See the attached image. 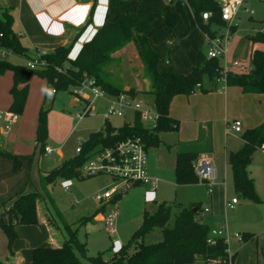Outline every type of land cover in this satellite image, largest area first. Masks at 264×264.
Instances as JSON below:
<instances>
[{
  "label": "trees",
  "instance_id": "obj_1",
  "mask_svg": "<svg viewBox=\"0 0 264 264\" xmlns=\"http://www.w3.org/2000/svg\"><path fill=\"white\" fill-rule=\"evenodd\" d=\"M135 1L139 0H109V10L117 9L122 14L116 16L112 22L104 24L93 39L83 45L75 60L69 58L73 45L59 47L43 56L48 66L41 70H30L24 65L12 64L8 60L0 59V76L11 72L14 79L11 89L13 101L9 111L19 116L24 113L29 82L34 76L46 80L48 90H53L55 93L72 94L73 89L80 87L87 78L94 81L97 87L112 98L125 95L135 100L139 95L149 96L152 99V109L159 116L158 126L153 131L143 127L139 115L135 116L133 124H124L119 129L112 127L106 121L102 130L90 134L88 140L82 142L81 153L76 158L63 162L41 178L42 191L50 199L49 188L55 186L59 180L79 178L82 167L97 150L114 147L123 141L135 138H140L146 144L147 151L159 149L162 145L160 139L162 133H176L179 130V122L170 116L171 104L175 98L217 93L222 87L219 82L224 77L221 60L208 59L207 53L203 52L199 53L196 64L188 75L160 73L158 71L160 54L149 43V38L153 36L145 35L155 22H163V27L172 35L179 23L184 22L190 32L199 30L207 38L215 39L226 27L218 17L221 6L217 0H184L185 5L182 1H178L175 4V11L172 10L174 0H171L161 11L130 13V5ZM185 6H188L192 13V21L188 19ZM94 10L95 5L87 24L91 23ZM205 13L211 14L207 22L203 21ZM14 21L12 9L0 4V47L11 51L17 57L32 59L29 50L13 31ZM236 30L237 28L232 29V35ZM248 40L253 47L258 44L264 45V31L249 36ZM132 43L137 48L144 77L151 82L152 90L148 93H139L133 88L125 89L107 71L112 64L119 62L115 55ZM171 49L172 45L168 46V57ZM225 79L228 88L236 87L241 89L244 95L264 97V51L253 50L250 56V69L244 72H228ZM47 115L48 111H40L36 133V142L42 153H45L47 147ZM241 140L244 143L243 148L227 156V164L233 175L234 192L238 199L259 204L261 199L256 192L254 181L249 176V167L254 154L264 145V122L259 127L246 131ZM211 152L212 139L210 135L205 137L202 130L197 142L188 147L181 145L175 164L176 184L179 186L198 184L194 164L202 154ZM0 158L11 161L14 172L21 170L20 158L1 146ZM39 196L37 193L20 195L8 211L0 214V230L8 239V249L11 254L18 238L16 229L39 225ZM120 198L121 196L117 197L113 203H117ZM201 208L199 203L181 209L174 218L173 226L170 227L173 207L167 203L153 204L149 210H145L139 230L127 245L114 253L109 263L103 261L101 254L95 258H88L87 245L79 242L78 231H73L64 222L63 228L67 240L58 248H35L32 252V264H86L83 259L91 264H196L197 262L209 264L217 260L224 262L227 260V246L223 239H217L214 246L208 244L211 228L203 218H200ZM155 230L162 232V241L146 245L145 238ZM255 238L251 234L243 235L244 242L254 241Z\"/></svg>",
  "mask_w": 264,
  "mask_h": 264
},
{
  "label": "crops",
  "instance_id": "obj_2",
  "mask_svg": "<svg viewBox=\"0 0 264 264\" xmlns=\"http://www.w3.org/2000/svg\"><path fill=\"white\" fill-rule=\"evenodd\" d=\"M246 2L247 0L245 3ZM108 3L109 0H0L1 5L12 9L15 19L13 31L20 38L22 44L29 50L30 57H35L38 53H45L47 55L59 47L73 45L69 56L71 60L77 58L83 45L90 42L104 24L112 22L116 16L122 14V12L117 9L110 11ZM168 4L167 0H139L138 2L135 1L131 3L129 12L146 13L161 11ZM94 5L95 10L91 23L87 24ZM185 8L189 21H192L191 11L188 6H185ZM172 10L175 11L176 7L174 6ZM244 13L250 16L249 21H254L252 18L254 14L251 15L248 9L245 8ZM238 19L240 21V13ZM261 23H263V21ZM259 33L261 32L256 34ZM235 34L232 35L229 43L226 59L221 60L225 65L227 64L228 67L231 66L232 63L238 61V56L241 52V50L234 49L235 41H233V38ZM145 35L148 37L150 35L153 36V38H149V43L151 47L160 54L158 71L162 74L188 75L195 66L199 53L202 52L204 47L207 48V37L199 30L190 32L184 22L179 23L173 35L163 27V22H155ZM248 42L250 43L249 40ZM170 45H172V49L168 57V46ZM128 46L115 55L119 60L118 65L120 70H122L123 64L121 63L122 59L119 54ZM253 50L264 51V45L258 44L253 47L250 43L248 63L243 64L240 62L245 69H250V56ZM136 59L140 62V69L143 70L139 55H137ZM19 60L23 61L22 65H24L25 60L21 58ZM111 67L112 66L107 69L110 74L111 71L109 69H111ZM142 76H144V73H142ZM144 80H146L145 77ZM13 83L14 79L11 72L0 76V112L9 111L12 105L13 99L11 96V89L13 88ZM132 88L133 87H127L125 89ZM133 89L139 93H148L151 91V89L148 91H140L136 88ZM221 89L222 88H220L217 93L207 95L194 94L190 97L179 96L175 98L171 104L170 116L172 119L179 122V130L175 133L173 143H169L168 135L170 134L160 135V139L167 147L172 144L176 146V163L177 153L181 145L188 147L197 142L200 138L201 130L204 132L205 137L210 135L212 139V152L209 154H202L200 157H206L214 164L217 170L215 189L217 188V190L220 191V188H222L224 190V200L222 204H218L214 201L213 194L210 193L211 206L208 207V209H210V214L206 216H209V223L211 225L215 226L218 223L220 227L223 223H226L230 232L227 214L230 211L236 210L239 205V199L237 197L232 199L227 197L228 186L226 183V171L223 182L221 183V181H219L216 153L218 151L217 133L220 131V128L219 131L216 129V132H214L212 124L215 123L216 126L219 125L222 129V126L228 127V125L234 121H240L242 123V133H231L227 135L226 127L225 136L226 140L230 135L231 137H242L246 131L253 130L263 124L264 97L244 95L241 89L236 87H227L224 91ZM50 93L55 96L53 101V103H55L59 93H54L53 90L49 91L46 80L37 76L32 77L29 82L26 107L23 115L20 116L19 122L7 133L4 124L0 121V146L13 155L18 156L22 163L21 170L14 172L13 163L9 160L0 158V214L8 211L20 195L37 193L46 196L41 188V178L47 173L45 172V164L40 167V160L43 157L55 156L50 162L53 165H61L63 162L71 160L69 154L64 150L63 145L60 148L53 149L48 144V138L47 146L50 147L53 152L52 154H46L41 152L36 142L39 113L41 110H45L44 107L47 104L48 95ZM141 96L143 95H139L138 97ZM146 97L151 99L149 96ZM32 99L35 100L36 106L32 109L31 115L28 116V108ZM69 104L71 108L79 109L81 103L74 97ZM199 105L201 106L198 107ZM229 106L235 107L238 111L239 116L237 118H231L230 120L231 114ZM49 117L48 111V123ZM241 142L243 148L244 143L242 140ZM228 149V144L226 142V148L223 152L224 161L226 166L230 168L227 164V156L229 153L237 151ZM150 151L151 150H148V173L149 176L158 180L159 188L157 191H159L160 184L162 183L159 178V174L161 173L160 170H162L161 164L158 162L159 156L150 155ZM155 158H157V162ZM154 163H157V165L155 166ZM137 187H143V189L147 190V194L144 196L146 203L160 204L156 201L157 191L151 192L149 187L145 186ZM233 199H238V205L235 209H227L226 203ZM99 204L102 207L101 209H104L103 205L101 203ZM204 209L201 208V211ZM222 213L224 214V220L222 218ZM101 218L102 214L96 218V221L100 222ZM22 230H25L24 234L28 236L23 245L19 244V238L20 240L21 237L25 238ZM17 234L18 239L13 246V254H11L8 249V239L4 232L0 230V264H32V252L35 248L46 247L45 245H48L47 247L58 248L67 240L66 232L59 230V228H51L40 211L39 225L30 227L29 229H23L22 227L18 228ZM245 234L246 233L240 235L243 236ZM248 234L254 235L256 237L255 240L250 242H238L233 239L230 242L233 264H264V222L261 223L259 234ZM41 236H44L45 240L39 239ZM253 244H256L255 248L252 247ZM245 256L246 261L244 260Z\"/></svg>",
  "mask_w": 264,
  "mask_h": 264
},
{
  "label": "rangeland",
  "instance_id": "obj_3",
  "mask_svg": "<svg viewBox=\"0 0 264 264\" xmlns=\"http://www.w3.org/2000/svg\"><path fill=\"white\" fill-rule=\"evenodd\" d=\"M178 1H182L185 5L184 0H174L173 6H175ZM245 8L248 9L249 12L254 13L252 16L253 22L249 21L250 16L244 13ZM262 21H264V0H247L243 10L240 12L238 29L233 38V41H235L234 49L241 50L238 56L239 62L243 64L248 63L250 43L247 38L250 35L264 31V24L261 23ZM215 28L216 27H213V29ZM202 52L206 54L207 48L204 47ZM137 55L136 46L133 43L129 44V46L119 54L122 59L121 63L123 64L122 70L119 69V62L111 65L112 67L109 70L111 71L113 79L124 88L133 87L140 91L152 90L150 80L148 78L144 80V76H142L144 71L140 69V62L136 59ZM7 60L12 64H23V61L19 59L8 58ZM221 64L223 66L225 65L223 61H221ZM222 87L225 88V86ZM54 97L55 96L50 93L48 95L47 104L44 107L46 111H49L50 115L48 123V144L53 149L60 148L63 145L64 150H66L70 156L69 158L73 159L78 156L76 150L79 147L80 141H87L90 134L98 132L105 127L104 115L107 113L108 109L111 108V104L106 100L96 101L94 103L95 108L93 113L79 121L76 119L75 115L83 113L85 107L82 103L79 105V109H73L69 104L71 99L74 98L71 93L59 92L55 103H53ZM141 97H137L135 101L141 103L145 107L149 106L152 108V99L146 96ZM35 106V100L32 99L28 108V116L31 115L32 109H34ZM200 106L201 105L198 107ZM229 109L231 114L230 120L231 118H237L239 116L235 107L229 106ZM134 121L135 114L132 111H127L124 118L112 117L109 122L112 127L119 129L122 128L124 124H133ZM226 127L227 126H222L221 129V126H216L215 123L212 124L214 132H216V129L219 131L220 128V131L217 133L218 151L216 153L219 181H221V183L223 182L226 171V183L228 186L227 197L232 199L236 198L233 186V175L231 169L225 164L223 152L226 148V142L228 144V150L233 151H238L242 148V142L240 140L241 136L234 135V137L230 135L226 140ZM165 134H170L168 135V140L169 143H173L175 132L162 133L161 135ZM158 150L150 151V155L159 156L158 162L161 164L162 169L159 174L162 183L160 184V190L157 191L156 201L158 203H167L173 207V217L170 222V227H172L174 218L180 213L181 209L199 203L203 209L210 207V190L206 185L200 182L193 185L177 186L174 168L176 164V146L172 144L167 147V145L165 146L162 143L160 150ZM54 157H43L40 160V167L45 164V172L49 173L59 166L50 163ZM155 159L157 162V158ZM154 164L155 166L157 165V163ZM249 175L254 181L255 189L261 199V203L255 204L239 199V205L236 210L230 211L227 214V222L230 227L231 235L243 233L259 234L261 223L264 222V155L260 150L253 156L252 163L249 167ZM112 186V180L106 176L93 178H81L79 176V178H74L72 180H59L55 186L49 189L51 199L48 198L47 195L42 196L39 194L38 219L40 211L51 228H59V230H63V232H65L63 228V223L65 222L73 231H78L79 242L82 244L86 243V256L88 258H95L101 254L103 261L109 263L114 253L118 252L121 247L127 245L132 236L139 230L143 222L145 210H149L153 205L152 203L145 202L144 196L147 194V190L143 189V187L134 188L128 193L123 194L117 201L118 218L116 221V233L115 236L111 238L104 230L102 223L96 221V218L103 214V212L100 211L102 207L96 201V197L105 193V191ZM215 187L216 185H214L211 191L214 196V201L218 204H222L224 200V190L220 188L219 191L217 188L215 189ZM54 205L55 208L53 207ZM113 208V204L109 203L107 211ZM222 215L224 220V214L222 213ZM205 222H207L211 230H219L218 223L215 226L209 223V216L205 217ZM22 228L29 229L30 227L24 226ZM22 233L25 235V238L21 237V240L19 238V244L23 245L28 236L24 234L25 230H22ZM39 239L45 240V237L41 236ZM162 239V232L160 230H155L145 238L144 243L146 245L157 244L161 242ZM255 245L253 244L252 247L255 248ZM45 246L47 247L48 245ZM132 252L133 251H131V253ZM244 260L246 261V256ZM83 261L86 264H91L86 259H83ZM196 264H201V262H197Z\"/></svg>",
  "mask_w": 264,
  "mask_h": 264
},
{
  "label": "built area",
  "instance_id": "obj_4",
  "mask_svg": "<svg viewBox=\"0 0 264 264\" xmlns=\"http://www.w3.org/2000/svg\"><path fill=\"white\" fill-rule=\"evenodd\" d=\"M168 3L171 0H167ZM221 6V21L226 24L224 30L215 39L207 38V57L208 59L225 60L228 53L229 43L232 38V29L238 28V15L246 0H217ZM253 15V12H250ZM211 18V14H203V21L207 22ZM45 53H38L32 59H23L24 66L30 70H41L47 68L48 64L43 60ZM8 58L20 59L11 51H7L0 47V59L7 60ZM223 68L224 77L219 81L222 86L226 87L225 76L228 72H244L246 69L242 67L240 62L236 61L228 67L226 64ZM69 69V68H67ZM225 88L222 87L224 90ZM55 93V92H54ZM72 95L84 105L83 113L75 115L76 119L81 121L84 117L89 116L94 111V103L98 100L108 101L111 108L104 115L105 121H110L112 117L124 118L127 111H132L135 116L139 115L143 127L149 131H153L158 126L159 116L154 109L149 106L145 107L141 103L129 98L128 96H120L119 98L109 97L103 90L97 87L94 81L85 79L82 85L73 89ZM93 101V104H92ZM20 116L11 111L0 112V121L4 124L5 131L9 133L12 128L19 122ZM231 133L241 134L242 123L234 121L228 125L226 134ZM82 150V142H80L76 153L79 155ZM260 151L264 154V145ZM50 147L45 148L46 154H52ZM194 173L203 185H206L210 193L217 182V170L214 164L206 157L199 158L194 164ZM109 177L112 180L113 186L107 189L105 193L96 197V200L103 205L104 212L100 222L109 237H114L116 233V221L118 217V206L113 201L128 193L137 186L149 187L151 192H156L159 188L157 179L149 176L148 173V151L146 144L140 139H128L110 148H103L94 152L80 172L81 178L93 177ZM113 204V209L107 211L109 204ZM238 205V199H233L226 203L227 209H235ZM210 214V209L206 208L200 212V218H205ZM217 239H223L227 246V260L209 262V264H233V256L230 250V242L235 239L238 242H243V236L240 234L231 235L226 223H223L219 230H211V235L208 240L210 246L216 245Z\"/></svg>",
  "mask_w": 264,
  "mask_h": 264
},
{
  "label": "water",
  "instance_id": "obj_5",
  "mask_svg": "<svg viewBox=\"0 0 264 264\" xmlns=\"http://www.w3.org/2000/svg\"><path fill=\"white\" fill-rule=\"evenodd\" d=\"M218 17L221 18V15L219 14ZM134 36H136V35H135V32H134ZM196 212H197V211H196Z\"/></svg>",
  "mask_w": 264,
  "mask_h": 264
}]
</instances>
